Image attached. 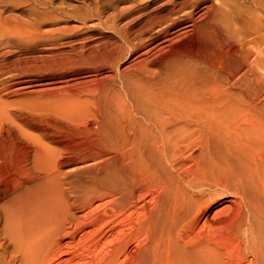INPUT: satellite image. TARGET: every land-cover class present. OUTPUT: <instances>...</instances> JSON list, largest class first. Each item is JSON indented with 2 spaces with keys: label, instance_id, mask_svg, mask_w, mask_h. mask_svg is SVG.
<instances>
[{
  "label": "bare ground",
  "instance_id": "1",
  "mask_svg": "<svg viewBox=\"0 0 264 264\" xmlns=\"http://www.w3.org/2000/svg\"><path fill=\"white\" fill-rule=\"evenodd\" d=\"M116 1L129 5L105 23H125L116 28L118 41L101 50V61L117 69L119 55H135L117 73L115 93L90 98L94 126L71 128L82 137L80 147L55 152L47 137L21 133V153L0 150V264H48L63 254L70 256L64 262L81 260L85 246L74 244L85 227L94 247L113 236L97 264H264V114L256 102L264 85V0H165L152 7V0ZM5 2L0 94H50L49 82L35 79L27 59L8 57L36 41L57 42L36 21L52 10L46 0ZM187 35L208 54L168 52ZM8 105L0 96V125L16 123ZM76 163L85 164L61 169ZM71 174L81 179L63 180ZM226 190L237 199L241 260H219L208 235L203 241L193 232V220ZM130 241L137 244L133 253L126 252Z\"/></svg>",
  "mask_w": 264,
  "mask_h": 264
},
{
  "label": "rangeland",
  "instance_id": "2",
  "mask_svg": "<svg viewBox=\"0 0 264 264\" xmlns=\"http://www.w3.org/2000/svg\"><path fill=\"white\" fill-rule=\"evenodd\" d=\"M46 1L49 5L48 9L52 10V15L50 13L51 17L44 16L43 18H40V20L39 18H36V21L37 23H39V30L41 28L40 31L44 32L42 34H49L50 36H52L51 34L54 33L52 37L56 36L57 38H55L57 39V42L45 43L40 41L39 43V41H36L37 44H31L30 51L24 50L23 48V50L21 49L16 51L15 53L13 52L11 57H8V59L12 60L19 58V60L21 61L28 60L26 66L30 69L32 68V72L34 73V75H36L35 79H43V81L46 80L47 82H49V84L46 86L50 88V94H32L30 96H26V94L24 95L19 91L9 93L10 95H5L3 94V92L0 94L2 98L9 102L8 110L11 112V115L14 118V122L16 121L15 124L5 123L4 126L3 123L2 125H0V150L2 149V152H6L8 155H18L22 152L24 148L22 146H25V135H35L37 138L41 139H43L44 136L45 138L47 137L46 139L47 141H49L48 145L55 152L57 150H60V148L71 149L70 147H80L81 143H79L78 141L82 137L77 132V135H75L74 131L73 134L71 128L79 127L82 129V127L84 128V126L86 128H91L94 126V122H92L94 121V116L92 115L93 105L90 102V98L95 97L99 93L108 92L113 94V84L115 85L116 83L117 73L120 70H124L126 68L128 69V67L131 65V60L135 55H119L117 57L119 62V67L117 69L112 68L107 63L102 62L99 55L102 54L101 52L103 51V48L110 47L112 41L113 43L114 41H118L116 28L123 26V24L125 23L124 19H115L113 21V26L110 20L105 23V18H111L115 11L119 10L121 7H126V5H129L128 3L120 4L116 0ZM92 1L94 2L93 4ZM137 1L140 2L144 0ZM164 1L165 0H152L150 1L149 6L151 5L150 7H152L157 5L158 3H163ZM5 5V0H0V9H3L4 7L6 8ZM93 5L96 7L99 6V9L102 11L101 20H99L97 16L94 15V12L97 8H95ZM84 14H86V17H84ZM258 17L260 18L258 19L261 21L262 17ZM179 50L181 51L178 52ZM168 52L183 54L187 57H196V54L202 57L203 55L208 54L207 48H204V46L198 40L191 38L190 35L178 38L175 42L172 43L171 49ZM164 53L165 52L157 54L156 56H153L152 59H161V57L164 56ZM80 58L81 60H78ZM95 58L97 60H95ZM71 59H73V61H75L74 59H76L75 62H77V65H74L76 64L75 62H73V64H70V62H72ZM36 70L38 72H35ZM21 71H25V69ZM21 71H19V77L22 79L25 78V72ZM259 72L261 77L264 78V76H262L264 75V66L259 69ZM6 80H8L7 82H10L11 78L8 77L6 78ZM260 88L261 89L259 91V95H261L258 96L256 102L258 101V107H260L259 113L264 114V85H261ZM63 103L66 106H63ZM72 116H75L77 119L72 118ZM46 121L47 124L50 123L48 124L49 126H47V128L49 127V130H47L46 133L47 135H45L43 131V127L45 126ZM1 126L3 127L1 128ZM64 128L65 130L67 129L68 132L67 130L65 131ZM21 133L25 135L22 136ZM18 150L19 153L17 154L15 151L18 152ZM63 151L66 155V151ZM262 161H264V158H262ZM53 162H51L50 164L51 171L54 169L52 168L55 164ZM76 164L65 166L61 169L62 171L69 172L85 163ZM262 164H264V162H262ZM262 169H264V167H262ZM76 176L77 175L75 174H71L63 180L76 182L77 180L81 179V177H79L80 175H78L77 177ZM58 182L59 181L57 180L56 183ZM54 185L56 184H51L50 186L52 187ZM60 187L63 190H66V185L62 184V186L60 185ZM226 191L223 195L218 196L214 203L212 202L209 208H207L205 212L199 215L200 217L198 216L195 218V220H193V232L197 234V238H202L203 241H206V239L209 237V241L207 240V242L213 245L215 248L219 249L221 252V254L218 255L219 260H241V250L237 245V239L235 240V238L238 237L237 199L235 198L234 192H232L231 190ZM147 192L145 194L146 197L144 198V200L148 205H150L151 203L149 202H151L152 194L150 191ZM80 213L81 212L78 211L76 212L77 215H79ZM195 222L196 225L194 226ZM182 228L183 230L181 229V231H183V234L185 233V229H187V227ZM87 229L88 228L86 227L85 229L83 228L82 232L77 233V235L75 236V248L77 247V245L78 247L85 246L82 250V252L84 253L83 257H81V260L70 259V261L64 262L63 259L67 260L68 258H70V256L63 254L59 258L57 257L56 259L49 261L48 264H87L88 261H93V264H97L96 260L101 258L102 255L105 256L106 252L108 251L109 243L112 239V234H106L105 236H103V241L100 242L96 247H94L91 242V236L83 234ZM202 232L206 234L204 235ZM207 235L208 237L204 239L203 237ZM88 237L89 239H86ZM135 244V241H130L128 243L126 252L133 253L137 249V244ZM86 252L88 254H86ZM124 256V254L121 255L119 257L120 260H124L126 257Z\"/></svg>",
  "mask_w": 264,
  "mask_h": 264
}]
</instances>
